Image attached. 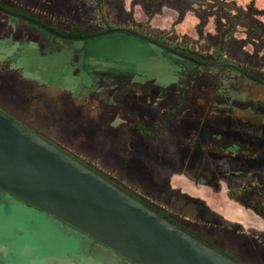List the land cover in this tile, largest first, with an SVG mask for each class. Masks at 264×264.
<instances>
[{
    "label": "rangeland",
    "instance_id": "1",
    "mask_svg": "<svg viewBox=\"0 0 264 264\" xmlns=\"http://www.w3.org/2000/svg\"><path fill=\"white\" fill-rule=\"evenodd\" d=\"M1 1L40 17L55 27L77 33L90 34L108 27L113 29L120 23L114 19L115 13L113 18H106L108 27L103 26L95 18L96 13L90 12L78 0ZM220 2L228 4V9H232L230 11L234 8L243 11L250 8L262 15L257 20L260 24L264 23V0ZM77 9H80V13ZM226 13L228 11L222 15ZM53 14L57 18L50 21L49 17ZM148 34L151 36L156 33L148 31ZM236 35L239 38L241 34ZM192 36L193 40L179 33L175 35L174 29L170 28L162 35V40L169 44L184 45L186 54L200 55L208 64L213 58L214 62L223 61L224 65H233L227 56L232 50L240 54L235 57L236 64L239 69L243 67L240 70L244 72L247 68L249 71L247 65L256 56V51L248 46L241 49L231 42L229 52H225L227 49L224 53L216 50L212 52L206 45H210L208 40L197 39L194 33ZM228 55L231 57L232 54ZM258 64V70L261 68L258 74L264 78V61ZM111 70L121 74L117 77L137 83L125 88L126 91H133L143 105L156 109L154 120L141 122V128L145 133L151 130V136L142 137L134 129L131 115L123 116L118 110L112 109L113 102L116 104L117 101L115 89L124 81L116 80L110 84L106 73ZM0 78L13 80V85L21 92L22 96H17V105L23 114L13 113L19 120L94 171L148 201L152 195L150 182L154 181L158 165L163 162L162 156H171L176 152L185 157L192 154V145L194 140H198L199 134H186L182 128L187 123L189 129L202 128L210 132L216 128L222 132L220 128L229 121L245 122L251 125L247 128L249 134L254 137L258 132L264 138V86L253 84L238 73L219 66L197 68L123 33L104 35L84 42L68 41L42 35L22 21L0 14ZM110 88L113 93L106 97L103 90ZM179 91H183V105L179 104L177 98ZM168 92L174 94V99L172 103L166 104L164 99ZM172 112H175L173 117L164 121L171 130L152 128V124L161 127L162 117ZM171 122L177 126L173 128ZM250 127H256L255 131ZM221 135L214 134L212 139L216 138L220 142L225 139ZM239 143L241 149H256L248 142L241 140ZM207 144L199 147L195 166L211 169L213 164L210 156L215 150ZM238 148H230L226 154H239ZM155 151L159 155L157 160L152 157ZM139 164L142 172L136 175L132 169L139 168ZM244 175L242 181L233 179V184L243 186V182H248L245 204L251 206L255 199L261 198L255 185L257 176L253 171ZM194 181L199 183V179ZM180 182L187 184L193 192L180 186ZM169 183V187L174 190L202 199L209 208L238 222L243 228L262 230L263 223L249 211L225 201L223 193L227 191L223 182L217 183L219 192L216 193L204 185L192 187L182 176L170 177ZM158 188L162 187L159 185ZM227 194L238 198L235 190ZM157 195L161 196L158 198L159 203L173 204L182 216L193 219L192 208L184 206L182 199L165 192ZM229 205L233 209L230 210ZM0 264L131 263L47 214L0 193Z\"/></svg>",
    "mask_w": 264,
    "mask_h": 264
},
{
    "label": "flooded vegetation",
    "instance_id": "2",
    "mask_svg": "<svg viewBox=\"0 0 264 264\" xmlns=\"http://www.w3.org/2000/svg\"><path fill=\"white\" fill-rule=\"evenodd\" d=\"M216 2L217 3H215L216 4L215 9L216 10L218 9L220 11L215 14V18H216L215 35H217L216 37L217 43H215V50L218 53H224V51L227 49L225 52L227 51L229 52L230 49L229 45L232 43L236 47L240 46L241 49H243L245 46H248L252 51L254 50L256 51V56L253 57L251 61L248 63L249 65H247L248 67H250L249 71L248 68L246 72L240 70L243 69V67L240 69L237 68L239 65L236 64L237 62L235 57L236 55L239 56L240 54L237 52H232V50L230 51V53H228V54H232L231 57L227 53L226 54L228 56L229 61L234 64L233 65L225 64L226 66L225 69L238 73L242 78H246L248 80L254 81L255 83H260L264 85V78L262 77L261 74H258V72L261 73L260 72L261 68L260 70H258L259 69L258 63L264 61V53H262V51H264V23L260 24L261 22H258L257 20V17L262 15L261 14L259 15L258 12L249 10L250 8L244 11L242 9L234 8L233 11H230L232 9H228L229 8L228 4L218 3V1ZM0 9L6 11H8L9 9L13 11L12 13L15 12V14L29 18L35 23L49 29L50 31L58 35H60V32L67 33L71 31V30H63L58 27H55L54 25L45 22L40 17H36L33 16L32 14L25 13L21 10L15 9L9 4L2 2L1 0H0ZM224 11H228V13H226V15H222ZM55 18L57 17H55L53 14L52 16L49 17V20L54 21ZM15 20L21 21L19 19H15ZM22 22L26 26L34 29L35 31H37L42 35L50 36L51 38H56L54 36L45 33L43 30L29 23H26L24 21ZM217 22L223 23L222 26H220V28ZM237 29H239V32H237ZM238 33L241 34L239 38L236 35ZM34 44L36 46H40L36 42H34ZM184 57L189 58L190 60L197 63L198 65L187 61L193 64L194 66H196L197 68L198 67L204 68L212 65H218V66L224 65L222 64L223 61L222 62L212 61L210 64H208L206 63L207 61L204 60L201 61L202 58L194 55L192 56L191 54H186V56ZM106 74H108L107 78H109L108 80L110 84H113L116 80H119V82L124 81L122 85H120L121 88L118 87L117 89H115L117 95L116 97L117 101L116 104L113 102L114 106L112 109L118 110L123 116L131 115V118L134 121V129L138 130L141 133L142 137L144 135L151 136L152 134L151 130L145 133V130L141 128V122L154 120L157 116L156 109L152 108V106L149 105L148 106L143 105L144 103L139 100L140 98H138L137 94H135L133 91H129V90L126 91L125 88H130V85H137V83H133L128 79L126 80L125 78L121 79L117 77L121 74L115 70H111ZM13 84H14L13 80L0 78V110L9 117H11L12 119H14L15 121H17L18 123H20L21 125H23L24 127H26L27 129L37 134L39 137L51 143L45 136L31 129L28 125H26L24 122L19 120L13 114V113L23 114L20 106L17 105V96H19L18 98H20L22 95L20 91L18 92L17 88H15ZM111 92L113 93L112 88L103 90V93L106 95V97L107 96L109 97ZM96 93L97 92H95L94 94ZM182 93L183 91H179V94L177 96L180 105H183ZM173 95L174 94L170 92L165 96L166 97L165 99L163 98L166 104L172 103V100L174 99ZM172 114H175V112H172L168 116L162 117L163 123L161 127L152 124V128L153 129L165 128L166 130H171L170 125H168L164 121L167 119L170 120V118L173 117ZM187 122L188 121L186 120V123ZM229 122L225 124L226 126L220 128L223 130L222 132H219L218 129L216 130V128H214L210 132L203 130L202 128L189 129L187 123V125L184 126L185 128L184 127L182 128L183 131L186 132V134L193 132L199 134L198 135L199 137L197 138L198 140H194V145H192L193 152L190 156L187 155L188 158L182 155L181 153H177V152L176 154L172 153L171 156L169 155L162 156L163 162L158 165L159 169L157 170L156 175L154 176L155 177L154 181L150 182L152 183V185L150 186L152 188L151 190L152 195H150L151 198L150 201L141 198L140 196L134 194L131 191H128V189L123 188L119 184L111 181L107 177L94 171L88 165L80 162L76 158L75 159L78 160L83 165H85L86 167H88L89 169L99 174L101 177H103L113 185H115L117 188L124 191L129 196L136 199L138 202H140L142 205L147 207L149 210L151 209L152 212H154L161 218L175 225L181 231L187 233L191 237L197 239L201 243L205 244L206 246L215 250L216 252L222 254L223 256L229 258L235 263L264 264V204L261 203L257 204L255 202L251 206H247L245 203L247 200L246 186L249 185L248 182L246 181L245 183L243 182L242 183L244 184L243 186H240L239 183L235 185L233 184V179L236 178L242 181L245 178L244 174L250 171H253L255 175L264 176V138L258 132L254 134V137L251 134H249L247 128L250 125L246 124L245 122L244 123H241L239 121L238 123L235 121H234L235 123H229ZM171 126L174 128L177 126V124L171 122ZM217 133L219 135L222 134L221 136H223L225 139H223L220 142H218L216 138L213 140L212 139L213 135L215 134L216 136ZM241 140L244 141L245 143L248 142L249 144H253L254 146H256V149H254L253 151L250 149L251 147L245 150L241 149L240 148L241 144L239 143ZM205 143H209L207 144V146H211L212 148L214 147L215 150L214 153H212L210 156V159L213 164L211 169L209 168L205 169V168H200L199 166H195L196 161L198 160L197 152L200 151L199 147L204 146ZM233 147L234 148L239 147L238 152L240 153L234 154V156L227 155L226 150H230V148ZM156 154H157L156 151L154 152V154H152V157L155 158V160H157V157H159V155ZM139 165H140L139 168L135 167L134 170L132 169L133 173L136 175H140L142 172L141 164ZM174 175L182 176V178L192 187L204 185L210 188L215 193L219 192V186L217 185V183L223 182L226 185L227 192L232 193L235 190L238 195V198L234 199L229 194H227V192H224L223 198L225 199V201L226 202L228 201L238 206L241 210L249 211L255 218H257L261 223H263V226L261 227L262 230L258 231L254 227L243 228L242 226H240L238 222L226 218L216 210L209 208L207 204L203 202L202 199L195 198L190 195H186L183 192L174 190V188L169 187L170 184L169 178ZM194 179L196 180L199 179V183L195 182ZM202 180H204V182L206 183H204ZM159 185L162 188L159 189L158 188ZM157 190H159V192H157ZM161 192H165L168 195L173 194L175 197L182 199L184 201L183 203L184 206H188L192 208V212L194 214L193 219H189L186 216H182V213L177 208L173 207V204L159 203L158 198H160L161 196L159 197V195L157 194L161 195Z\"/></svg>",
    "mask_w": 264,
    "mask_h": 264
},
{
    "label": "water",
    "instance_id": "3",
    "mask_svg": "<svg viewBox=\"0 0 264 264\" xmlns=\"http://www.w3.org/2000/svg\"><path fill=\"white\" fill-rule=\"evenodd\" d=\"M0 13L68 41L84 42L124 33L198 65L129 30L108 29L70 38L21 15L3 9ZM0 193L47 214L131 264H237L161 218L1 110Z\"/></svg>",
    "mask_w": 264,
    "mask_h": 264
},
{
    "label": "crops",
    "instance_id": "4",
    "mask_svg": "<svg viewBox=\"0 0 264 264\" xmlns=\"http://www.w3.org/2000/svg\"><path fill=\"white\" fill-rule=\"evenodd\" d=\"M216 1L221 3L220 1L222 0H78V2L83 3L90 12L94 11V13H96L95 18L97 17L99 23L103 26L108 27L106 18H113L116 13L114 19H118L120 23L118 22L113 29L129 30L150 41L152 38H156L167 49L184 53V45L163 42L162 35L172 28L175 31V35L179 33L180 36L185 35L187 38L192 37L191 39L193 40L192 34L194 33L197 39L203 41L205 39L208 40L210 45L206 44L207 47L209 50H212V52L215 51ZM79 10L80 9H77V12L80 13ZM216 11L219 12L220 10L217 9ZM218 26L220 28L222 23L219 22ZM146 28L147 32L154 31L156 34L151 36L150 34L147 35V32L144 30ZM108 29L111 28L108 27ZM198 57H200V55H198ZM203 60L205 61V59L202 58L201 61ZM210 60L214 61L213 58H210ZM213 66L218 65H212L211 67ZM225 68L226 66L223 65L222 69L226 70ZM250 81L253 82V84L264 86L252 80ZM254 114L259 113L255 112ZM251 129L255 130L256 127ZM180 186L185 187L189 192H193L184 182H180ZM228 208L230 210L233 209L231 205H229Z\"/></svg>",
    "mask_w": 264,
    "mask_h": 264
},
{
    "label": "trees",
    "instance_id": "5",
    "mask_svg": "<svg viewBox=\"0 0 264 264\" xmlns=\"http://www.w3.org/2000/svg\"><path fill=\"white\" fill-rule=\"evenodd\" d=\"M8 11L10 12H13L11 10L8 9ZM15 13V12H14ZM104 30H108V28L104 29ZM94 33H90V34H83V33H77V32H74V31H70V32H67V33H64V32H60V35L62 36H66V37H70V38H81V37H85V36H89V35H92ZM152 42L154 43H157V44H161L159 40H157L156 38H152L151 39ZM162 45V44H161ZM170 48V47H169ZM174 50V49H173ZM177 53H180L181 55H184L186 56V53L184 52H180V51H175ZM217 64V63H215ZM257 177H255V185L258 187V191L261 195V198H257L254 200V203L256 202L257 204L261 203L264 201V177H262L263 175H256ZM254 186V184H253ZM263 200V201H262ZM151 210V209H150ZM93 242V241H92ZM94 243V242H93Z\"/></svg>",
    "mask_w": 264,
    "mask_h": 264
}]
</instances>
